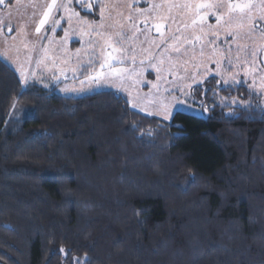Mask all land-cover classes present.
<instances>
[{
    "label": "trees",
    "instance_id": "trees-1",
    "mask_svg": "<svg viewBox=\"0 0 264 264\" xmlns=\"http://www.w3.org/2000/svg\"><path fill=\"white\" fill-rule=\"evenodd\" d=\"M18 81L0 71V264H65L61 247L92 264H264V119L229 120L202 86L203 117L129 108L124 123L110 96L30 83L16 99ZM133 121L144 142L121 134Z\"/></svg>",
    "mask_w": 264,
    "mask_h": 264
},
{
    "label": "snow or ice",
    "instance_id": "snow-or-ice-1",
    "mask_svg": "<svg viewBox=\"0 0 264 264\" xmlns=\"http://www.w3.org/2000/svg\"><path fill=\"white\" fill-rule=\"evenodd\" d=\"M77 5L78 9L75 7ZM0 6L9 8L11 0H0ZM33 6L43 9L42 18L35 29L37 33L48 23L50 17L51 31L55 32L64 19V16L57 15L61 12L69 14V23L75 17L83 34L92 36L95 33L99 40L89 42L100 47L101 53L111 49L100 64L101 69L119 54V62L125 64L123 69L112 68L108 73L90 74L87 81L89 86H97L91 89V94L110 96L117 104L123 105L120 119L124 123H128L125 115H136L129 108L145 111L140 104L147 97H140L139 90L136 96L132 95L131 88L135 84L147 87L151 82L153 87L158 88L160 82L178 74L180 68L187 71L189 63L197 68L195 76L202 77L197 83L203 86L206 96L208 92L215 94L217 91L229 95L233 92L239 94L247 85V99L241 96L240 102H237V98L232 97L231 105L223 99L219 104L213 100L214 108H232L228 113L222 112V116L229 120L239 119L241 116L249 120L257 116L264 119V104L259 100L264 95V64L260 63L259 55L264 53V0H259V3L256 0H37ZM2 27H6L9 34L15 31L10 20H0V28ZM68 39L69 33L66 31L64 40ZM197 60L198 64L194 63ZM128 61L132 65L130 69ZM13 64L15 58L9 56L7 50L0 52V71L13 70ZM14 71L19 73L18 82L23 86L16 97L19 99L24 95L25 88L29 87L28 77L20 66L15 67ZM153 73L155 81L152 80ZM133 75L136 80L126 86L125 81ZM188 76L195 80L191 73ZM213 84H218L219 87H208ZM31 87L35 88L36 83ZM44 88L47 89L48 85L44 84ZM121 91L127 93V99L121 95ZM192 91L198 92L200 87ZM177 103L182 104L183 101L178 98ZM100 106L107 105L102 102ZM26 111L28 110H22ZM157 114L169 119L174 118L175 112H169L165 108ZM148 115L153 113L148 112ZM121 134L133 135L138 142L145 140L140 123L135 121L128 128H122ZM147 135L151 136L152 133ZM148 143L154 141L149 140ZM187 179L194 181L196 177L190 175ZM143 223L138 221V224ZM60 252L64 255L65 264L69 257H72L71 264H92L87 253L84 258H80L74 257L70 248L61 247Z\"/></svg>",
    "mask_w": 264,
    "mask_h": 264
},
{
    "label": "rangeland",
    "instance_id": "rangeland-1",
    "mask_svg": "<svg viewBox=\"0 0 264 264\" xmlns=\"http://www.w3.org/2000/svg\"><path fill=\"white\" fill-rule=\"evenodd\" d=\"M45 2H48V0H45ZM256 2L259 3V0H256ZM36 3L37 0H13L9 8L0 6V20H10L12 27L15 29L9 34L6 27L0 28V52L7 50L8 55L15 58L13 70L17 66L22 67L28 77V84L36 83L42 88H44V84H47V89H54L62 96L79 97L90 94L91 89L97 87L95 84L89 86L87 77L90 74L108 73L112 68L123 69L125 67V64L119 62V54H116V59L110 61L108 66L101 69L100 64L106 59L111 49L101 53L100 47L89 42L90 40H99V37L95 33L92 36L83 34L75 17L72 18L71 23L68 22L69 14L67 13L57 14L58 16H64V19L61 20V25L56 27L55 32L51 31L50 17L48 23L37 33L35 29L42 18L43 9L34 7L33 5ZM75 7L78 9L79 6ZM97 19H99V16H97ZM66 31L69 33L67 41L64 40ZM153 34L156 35L155 32ZM259 55L260 63L264 64V53ZM127 63L130 69L132 67L131 62L128 61ZM137 63H139V56L137 57ZM194 63L198 64V60ZM186 68L187 71L185 68H180L178 74H174L172 77L160 82L158 88L153 87L151 82L148 83L147 87L140 83L135 84V87L131 88L132 95L136 96L137 90H139V96L147 98L142 99L140 104L145 111H140L139 108L132 110L166 122H169L171 118L165 119L163 115L157 114L163 112L165 108L169 112L205 116L206 112L200 108L201 102L193 96L192 91L198 86L202 87L197 83L202 77L195 76L197 68L192 63H189ZM188 73L195 76V80L188 76ZM16 74L20 79L19 73L16 72ZM165 76L167 77V72H165ZM145 79H147L146 75ZM135 80L136 77L133 75L125 81L126 86L133 84ZM152 80H156L155 73H153ZM217 80H219V77H217ZM248 80L250 83L251 76ZM82 82L83 90H81ZM259 83V78H257V85ZM189 85H191V88ZM215 85L219 87L218 84ZM245 90L247 92V85ZM215 94L217 103H220L223 99L231 105L232 99H227L217 94V92ZM121 95L126 99L128 98L127 93L123 91H121ZM178 98L183 101L182 104L177 103ZM259 100L264 104V95H261ZM237 102H240L239 98H237ZM148 112H152L153 115H148Z\"/></svg>",
    "mask_w": 264,
    "mask_h": 264
}]
</instances>
